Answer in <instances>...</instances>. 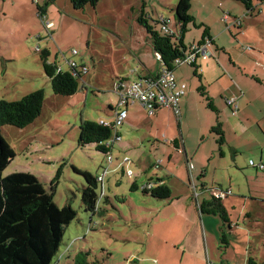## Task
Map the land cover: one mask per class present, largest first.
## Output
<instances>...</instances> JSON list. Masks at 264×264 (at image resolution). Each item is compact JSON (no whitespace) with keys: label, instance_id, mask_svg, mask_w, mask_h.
<instances>
[{"label":"rangeland","instance_id":"obj_1","mask_svg":"<svg viewBox=\"0 0 264 264\" xmlns=\"http://www.w3.org/2000/svg\"><path fill=\"white\" fill-rule=\"evenodd\" d=\"M178 2L100 0L96 8L78 10L71 0H0V101L45 92L43 112L33 124L2 128L16 154L3 175L34 174L49 192L54 189L59 207L70 204L78 214L53 264H249L250 259L264 264V170L250 165H264V3L249 13L234 0H192L190 13L204 26L189 24L185 44L198 45L208 27L215 45L209 44L211 57L198 60L202 79L191 66L175 71L187 86L181 121L167 108L149 115L132 106L133 120L121 128L113 164L95 145L79 146L83 120L112 119L120 79L133 82L137 77L131 72L141 63L161 68L152 37L138 22L142 8L152 25L164 18L181 35ZM44 58L64 70L68 61L79 70L86 66L82 88L70 97L55 95ZM229 99H237L238 113L228 107ZM218 122L223 144L212 131ZM125 158L129 162L123 164ZM106 170L97 189L102 203L95 214L87 212L82 203L87 184L78 171L98 178ZM151 178L165 180L170 199L143 193ZM135 182L138 190H132ZM229 191L223 205L233 229H224L221 218L203 215L200 205ZM224 232L229 246L222 241Z\"/></svg>","mask_w":264,"mask_h":264},{"label":"trees","instance_id":"obj_2","mask_svg":"<svg viewBox=\"0 0 264 264\" xmlns=\"http://www.w3.org/2000/svg\"><path fill=\"white\" fill-rule=\"evenodd\" d=\"M50 1L54 2L56 0ZM99 1L71 0L74 7L78 10L87 6L96 8ZM234 1L243 3L249 13L256 10L255 6L257 3H264V0ZM145 8V6L142 8L138 22L152 37L154 50L156 55L160 56L163 67L175 72L178 68L175 66V61L184 57L192 47H188L184 42L187 26L193 23L197 28H202L204 25H197L195 17L190 13L192 0H179L174 10L175 18L179 26H182L181 35L172 31L171 33H164L161 20L152 25L149 22L150 16L144 10ZM164 22L166 23L167 20H164ZM238 27L241 29L239 23ZM206 40L215 45L208 27H205L202 40L198 45H203ZM47 55L46 53L45 56ZM200 58L198 57L195 63L187 66L194 67L195 75L202 79V76L199 75L201 67L198 66ZM43 65L46 74L52 80V88L55 95L70 97L82 88L80 82L82 77L73 76L69 70H64L56 64L49 63L46 58L43 60ZM58 68L62 69L59 73L57 72ZM158 73L148 76H156ZM126 81V79L120 80L122 83ZM205 90V87L200 88L202 95L207 97L210 109L217 111L212 98ZM232 100L229 99L228 101ZM44 102L45 92L43 90L30 93L18 101H0V264H53L62 245L66 228L78 215L70 204L59 207L54 201V189L49 192L34 174L16 172L5 177L3 175L16 154L4 139L2 128L7 125L19 129H25L30 126L41 116ZM234 102L236 101L234 100ZM228 107L235 112L233 106L228 105ZM112 108L114 111V107ZM123 126L116 132L117 136L121 138V128ZM212 131L220 135V143L223 144L225 138L222 123L218 122ZM113 136V124L104 126L100 124V121L83 120L80 126L79 146L95 145L99 152L107 155L108 160V157L112 156L114 147L108 146L107 143ZM174 143L180 149L181 142L175 140ZM123 164H125L124 160ZM159 165L157 163L156 166L159 167ZM78 172L85 178L87 184L82 192L83 206L87 212L95 214L99 204L102 203V199H100L97 192L100 184L98 178L87 171ZM138 189L137 183H133L132 190ZM141 189L144 194L150 195L154 199L167 200L172 195L171 189L162 178H157L156 180L151 178ZM200 211L203 215L220 217L223 221L224 229L228 225L231 229V221L223 205V200L214 196L210 200H204L200 205ZM222 241L229 246L230 243L225 232ZM253 260L250 259L249 264H255ZM81 264L88 263L83 262Z\"/></svg>","mask_w":264,"mask_h":264},{"label":"built area","instance_id":"obj_3","mask_svg":"<svg viewBox=\"0 0 264 264\" xmlns=\"http://www.w3.org/2000/svg\"><path fill=\"white\" fill-rule=\"evenodd\" d=\"M224 18L226 20L229 19V14H225ZM164 20V18L161 19L163 22L162 31L164 33H171L168 22L165 23ZM48 26H51V24L48 23ZM209 44H211V42L206 40L203 45L192 46L190 51H188L184 57L175 61V66L181 67L184 65H191L197 61L198 57H211L212 54L209 51ZM74 53L77 54L76 52ZM157 57L160 61L161 58L158 54ZM68 66L69 71L73 76H79L83 78L84 75L89 73V70L86 66L79 70L78 63L75 61H68ZM61 71V68L57 69L58 73ZM186 89L187 87L185 84H180L178 82L175 72L163 67L162 63L160 71L156 76H146L132 82L129 85L126 83L117 82L114 91L118 95L119 100L116 107H114V117L111 120H100V124L104 126H110L113 124L114 136L108 141L107 145L114 147L116 143H119L122 140L120 136H117L116 132H118V129L123 126L128 118L126 107L135 103L140 104L149 115H154L158 109H170L174 112L176 119L181 121L182 112L180 108V102L181 98L185 95ZM228 105L233 106L234 111H237V106L234 100L228 101ZM236 111L234 112L235 114ZM108 162L110 164L113 163V156L108 157ZM126 162H129L127 158L124 159V163ZM159 164H161V161L158 162V165ZM250 165L258 168L259 170H264L263 164L256 165L255 162L251 161ZM107 173L108 170L104 172V175L98 177L99 183H103L104 176ZM127 174L129 177H131L133 175V171L128 170ZM229 194L230 191L226 194L223 193L222 196L220 195L217 198L223 200L225 196Z\"/></svg>","mask_w":264,"mask_h":264},{"label":"crops","instance_id":"obj_4","mask_svg":"<svg viewBox=\"0 0 264 264\" xmlns=\"http://www.w3.org/2000/svg\"><path fill=\"white\" fill-rule=\"evenodd\" d=\"M210 32H211V31H210ZM211 35H212V34H211ZM141 65H142V67H140L141 69H140L139 71L134 70V71L131 72V74L136 75V77H137L136 79L134 78V81H136V80H138V79H140V78L146 77V76H148V75H152V74L154 75V74H157V71H154V70L150 69V68L147 67L144 63H141ZM181 67H183V66H181ZM178 68H180V67H178ZM177 77H178V76H177ZM129 79H130V78H128V79L126 78L127 81L125 82V83L128 84V85H129L130 83H132V82L128 83ZM179 79L181 80L182 78H179V77H178V80H179ZM120 80H121V79H120ZM120 80H119L118 82H120ZM134 81H133V82H134ZM185 96H187V94H186ZM185 96H184V97H185ZM235 101H236V102H235L236 106H238V104H237V99H236ZM132 106H133V107H135V106H140V108L143 109L142 106H141L140 104H138V103H135V104H133V105H129L128 107H126L127 112H128V118H127V120H126L127 122L133 120V117L130 116V115H131V114H130V109L132 108ZM111 109H113V108L111 107ZM238 110H239V108H238ZM237 113H238V111H237ZM111 114H112V119H113V117H114V111H113ZM100 120H103V119H100ZM100 120H99V121H100ZM125 123H126V122H125ZM121 135H122V133H121ZM122 141H123V136H122ZM257 172H258V171H257ZM205 189H206V188H205ZM205 192H206V190H204L203 193H205ZM250 193H251V194H250L251 197L254 198V194H255V192H252V191H251V188H250ZM201 194H202V193H201ZM203 196L205 197L206 194H205V195L203 194ZM200 197H202V195H201V196L199 195L198 198H200ZM206 198H207V197H206ZM206 198H205V200H207ZM233 201H235V200L231 199V200L229 201V203H232ZM202 202H203V201H202ZM198 203H199V204H197V205H200L201 202L198 201ZM232 205H234V204H232ZM225 208H226V210H227V212H228V208H227L226 206H225ZM205 220L209 221V223H210L211 225H213V222H212L209 218L206 217V218H204V221H205ZM197 224H198V222L196 223V225H197ZM204 225H205V222H204ZM200 227H202V226L200 225ZM205 227H206V226H205ZM231 229H233V228H232V225H231ZM195 251H198V250L195 249ZM196 253H197V252H196Z\"/></svg>","mask_w":264,"mask_h":264}]
</instances>
